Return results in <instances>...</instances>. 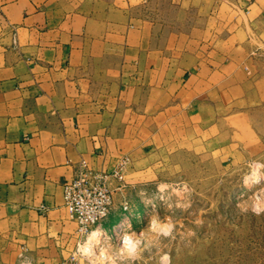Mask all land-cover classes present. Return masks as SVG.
<instances>
[{
	"label": "crops",
	"instance_id": "1",
	"mask_svg": "<svg viewBox=\"0 0 264 264\" xmlns=\"http://www.w3.org/2000/svg\"><path fill=\"white\" fill-rule=\"evenodd\" d=\"M187 6L0 0V236L28 264H61L73 246L62 191L80 162L106 171L127 159V179L168 145L176 113L185 144L224 92L264 103V76L248 82L240 57L264 33V0L229 26Z\"/></svg>",
	"mask_w": 264,
	"mask_h": 264
},
{
	"label": "rangeland",
	"instance_id": "2",
	"mask_svg": "<svg viewBox=\"0 0 264 264\" xmlns=\"http://www.w3.org/2000/svg\"><path fill=\"white\" fill-rule=\"evenodd\" d=\"M253 2L184 0L183 10L202 23L210 16L229 26ZM207 24L214 27L215 19ZM248 46L241 69L254 85L264 76V33ZM249 93L224 92V105L207 113L206 133L193 129L185 144L182 115L176 113L165 149L155 152L147 170L123 179L122 187L110 181L109 218L86 234L76 232L61 264H264V103L253 89ZM123 221L129 229L114 236ZM94 230L110 239L86 252ZM128 238L132 247L124 246ZM22 250L0 236V264H28Z\"/></svg>",
	"mask_w": 264,
	"mask_h": 264
},
{
	"label": "built area",
	"instance_id": "3",
	"mask_svg": "<svg viewBox=\"0 0 264 264\" xmlns=\"http://www.w3.org/2000/svg\"><path fill=\"white\" fill-rule=\"evenodd\" d=\"M127 159L117 162L110 171L91 169L85 161L80 162L74 177L63 186V206L69 220L76 223L77 233L86 234L92 227H101L111 213L112 196L110 181L123 186V171Z\"/></svg>",
	"mask_w": 264,
	"mask_h": 264
},
{
	"label": "bare ground",
	"instance_id": "4",
	"mask_svg": "<svg viewBox=\"0 0 264 264\" xmlns=\"http://www.w3.org/2000/svg\"><path fill=\"white\" fill-rule=\"evenodd\" d=\"M125 227H126L125 221H123L122 223L117 225L113 230L114 236L119 237V234H120V233H118L119 230H120V232L121 231L125 232V230L129 229V226L127 227V229ZM109 239H110V236L108 234H105L104 232H101L99 230H94L89 234L88 238L86 239V241L84 243L83 250L86 252L94 251L96 248L95 245L98 244L99 240L108 241ZM124 246L125 247H132L133 246L132 240L130 238H128V240H125Z\"/></svg>",
	"mask_w": 264,
	"mask_h": 264
},
{
	"label": "clouds",
	"instance_id": "5",
	"mask_svg": "<svg viewBox=\"0 0 264 264\" xmlns=\"http://www.w3.org/2000/svg\"><path fill=\"white\" fill-rule=\"evenodd\" d=\"M253 211H255L257 214H259L260 209H258V208H254Z\"/></svg>",
	"mask_w": 264,
	"mask_h": 264
}]
</instances>
